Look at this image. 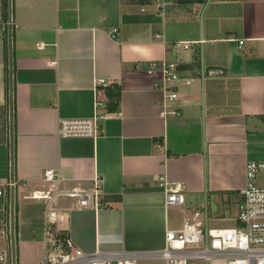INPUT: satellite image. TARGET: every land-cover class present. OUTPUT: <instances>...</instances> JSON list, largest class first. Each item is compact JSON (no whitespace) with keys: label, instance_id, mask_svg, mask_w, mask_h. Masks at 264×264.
<instances>
[{"label":"crops","instance_id":"1","mask_svg":"<svg viewBox=\"0 0 264 264\" xmlns=\"http://www.w3.org/2000/svg\"><path fill=\"white\" fill-rule=\"evenodd\" d=\"M10 15L0 180L18 184L0 194V264H40L47 209L74 247L137 264H166L155 256L166 232L199 208L211 214L212 194L217 213H237L247 162L264 160V0H180L164 13L152 0H9ZM164 62L178 74L165 114ZM97 94L109 112L99 134L60 135L61 120L94 116ZM47 169L60 180L46 181ZM177 185L185 201L168 204ZM70 190L90 193V205ZM39 192L57 195L48 205Z\"/></svg>","mask_w":264,"mask_h":264},{"label":"built area","instance_id":"2","mask_svg":"<svg viewBox=\"0 0 264 264\" xmlns=\"http://www.w3.org/2000/svg\"><path fill=\"white\" fill-rule=\"evenodd\" d=\"M180 0H152L156 9L164 13L167 6ZM4 1L0 0V25L3 29L11 31L17 25L11 15L6 16ZM156 38H163L162 32L155 34ZM40 47L43 45L40 44ZM177 45L174 44V47ZM188 47V43H184ZM163 74L159 87L165 93L163 103L165 114L166 99L174 101L178 98V92L171 90L167 85L169 81L178 78L176 64L164 62L161 66ZM112 84L111 80L99 78L97 87H105ZM102 90L101 88L99 91ZM97 94L94 116L89 119H63L60 122L59 133L62 136H95L99 134L100 121L108 115V111L100 110L105 102ZM264 173V160H250L246 164V184L239 191L236 225L232 227L212 228L200 220H197L199 211L195 212V219L186 222L182 228L169 229L166 232L165 248L155 253L161 257L166 264H264V187L257 184V177ZM45 180L58 182L60 175L54 169H47ZM17 181L14 179L5 184L0 180V194L4 193L3 185L14 191ZM36 193V196H46L48 205L57 195ZM64 194L78 198L81 207L90 205L91 194L86 191L70 190ZM184 194L181 185H177L167 194L168 204L184 203ZM206 216L208 207L205 209ZM57 212L47 209L45 214V253L40 264H137V255L130 253H85L74 247L68 235L62 233L55 227ZM154 255V254H153ZM2 260V259H0Z\"/></svg>","mask_w":264,"mask_h":264},{"label":"rangeland","instance_id":"3","mask_svg":"<svg viewBox=\"0 0 264 264\" xmlns=\"http://www.w3.org/2000/svg\"><path fill=\"white\" fill-rule=\"evenodd\" d=\"M198 211L200 214L197 217V220H200L204 223L207 222V225L209 227L212 228L232 227L236 225V214H237L236 211H229V213H227V211H223L221 214L217 213L215 215L207 212V216L204 207L199 208ZM9 237H10V232H9Z\"/></svg>","mask_w":264,"mask_h":264},{"label":"water","instance_id":"4","mask_svg":"<svg viewBox=\"0 0 264 264\" xmlns=\"http://www.w3.org/2000/svg\"><path fill=\"white\" fill-rule=\"evenodd\" d=\"M210 208H211V214H217V209H218V204L215 202V199H214V195L212 194L211 195V201H210ZM238 208V207H237ZM237 216V214H236ZM12 242H13V248H15L14 246V239L12 238ZM14 264H15V260H14Z\"/></svg>","mask_w":264,"mask_h":264},{"label":"trees","instance_id":"5","mask_svg":"<svg viewBox=\"0 0 264 264\" xmlns=\"http://www.w3.org/2000/svg\"><path fill=\"white\" fill-rule=\"evenodd\" d=\"M4 1V5H5V12L8 14V4H9V0H3Z\"/></svg>","mask_w":264,"mask_h":264}]
</instances>
